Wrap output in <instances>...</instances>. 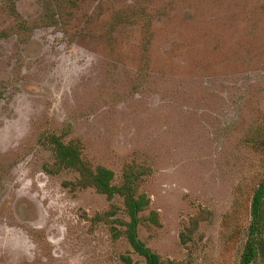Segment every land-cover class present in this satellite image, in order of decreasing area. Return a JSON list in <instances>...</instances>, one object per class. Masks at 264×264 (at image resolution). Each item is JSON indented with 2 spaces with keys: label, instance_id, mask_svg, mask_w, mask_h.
Returning <instances> with one entry per match:
<instances>
[{
  "label": "rangeland",
  "instance_id": "rangeland-1",
  "mask_svg": "<svg viewBox=\"0 0 264 264\" xmlns=\"http://www.w3.org/2000/svg\"><path fill=\"white\" fill-rule=\"evenodd\" d=\"M51 135L116 184L142 168L157 223L138 236L162 259L242 264L264 179V0H0V264H145L112 235L120 196L46 171Z\"/></svg>",
  "mask_w": 264,
  "mask_h": 264
},
{
  "label": "trees",
  "instance_id": "trees-1",
  "mask_svg": "<svg viewBox=\"0 0 264 264\" xmlns=\"http://www.w3.org/2000/svg\"><path fill=\"white\" fill-rule=\"evenodd\" d=\"M51 150L54 155V162L48 166L47 172L58 173L62 170H72L78 173V178L71 182L74 187H93L98 193L104 194L111 200L115 196L122 198L127 221H122L124 228L117 230L111 224L110 229L114 238L123 236L131 249L144 259L145 264H178L175 260L162 259L160 255L147 246L138 236V227L144 222L157 223V214L151 212L148 216H142V212L149 205V198L139 192L141 183L142 168L137 165H129L124 168L122 179L119 184L115 183L114 172L103 166H91L81 156V150L75 142H63L59 137L51 135L48 138ZM264 179H262L254 189L250 202V223L248 226L246 242L241 255V263L248 264L258 254L264 256ZM116 213V208H112L107 215ZM117 222L113 220L111 223ZM120 221V220H118ZM199 222L198 217L191 218L184 224L181 232V241L185 243L189 240L190 233L195 229ZM123 264H135L126 256L123 257Z\"/></svg>",
  "mask_w": 264,
  "mask_h": 264
}]
</instances>
